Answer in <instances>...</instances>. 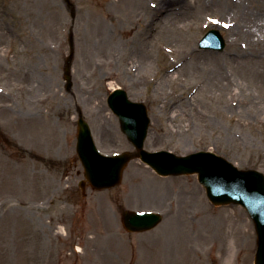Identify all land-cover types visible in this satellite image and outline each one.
I'll list each match as a JSON object with an SVG mask.
<instances>
[{
  "label": "rangeland",
  "instance_id": "obj_1",
  "mask_svg": "<svg viewBox=\"0 0 264 264\" xmlns=\"http://www.w3.org/2000/svg\"><path fill=\"white\" fill-rule=\"evenodd\" d=\"M112 1L0 0V264H254L248 212L214 205L196 174L162 176L132 158L118 186L82 191L76 143L82 115L100 150L135 151L107 103L115 82L148 107L146 150H209L264 173V0H163L173 13L156 20L142 7L162 0ZM210 29L224 50L199 47ZM207 56L222 57L232 91L206 82L205 67L184 71ZM125 210L164 219L129 232Z\"/></svg>",
  "mask_w": 264,
  "mask_h": 264
},
{
  "label": "water",
  "instance_id": "obj_2",
  "mask_svg": "<svg viewBox=\"0 0 264 264\" xmlns=\"http://www.w3.org/2000/svg\"><path fill=\"white\" fill-rule=\"evenodd\" d=\"M202 44L223 49L225 42L218 31L212 30ZM109 103L119 115L122 128L137 147V152L115 156L100 153L91 128L81 115L78 121L77 151L85 168V177L92 186L104 189L118 185L129 161L137 156L162 175L197 172L214 204L239 202L246 206L256 224L258 248L255 264H264V174L257 170H240L225 158L211 152L202 151L187 156H178L168 151L149 152L144 149L150 123L147 107L143 103L131 102L123 90L112 93ZM161 219L159 213L138 211H125L123 217L124 225L130 231L151 229Z\"/></svg>",
  "mask_w": 264,
  "mask_h": 264
},
{
  "label": "bare ground",
  "instance_id": "obj_3",
  "mask_svg": "<svg viewBox=\"0 0 264 264\" xmlns=\"http://www.w3.org/2000/svg\"><path fill=\"white\" fill-rule=\"evenodd\" d=\"M121 3L120 0H113L112 1V7L114 8L115 6L114 5H119ZM139 6V7H142L140 4H138V2H134V6ZM173 3L171 2H168L166 1L165 3H163V0L161 2V5H160V8L157 9L155 12H151V11H147V9L143 8V11L147 12L148 15H151L153 16V19L156 20V17L159 16L161 13H166V15H168V13H173L172 10H174L171 6H172ZM189 5L188 2L185 3V5L183 4V8H187V6ZM152 6L154 7V4H152ZM211 8H217L218 10L220 9H225L228 7L227 3H224L222 1H212L209 5ZM191 7V5H189V8ZM196 7V6H195ZM239 7V4L237 3L235 5V8H238ZM241 7H242V4H241ZM246 9L248 10L249 7L247 8L246 6ZM171 10V11H170ZM135 11V10H134ZM106 10L104 12H101V13H105L106 14ZM142 12V11H141ZM198 12V9L197 10H194V11H188L189 14L191 15H195L197 14ZM144 14L143 12L142 13H139L138 14V17L142 18L141 15ZM100 15V14H99ZM139 18V20H140ZM158 19V18H157ZM97 26V29H98V32H99V36H101L102 38H104L105 40H108L109 36L111 35V33H109V28L107 26V23L103 20V18L100 17V22H97L95 24ZM148 30L147 28L145 29V31ZM247 33H249V31H246ZM141 51V50H140ZM149 57V53L147 55H143L142 56V60L138 61L139 64L143 65L144 63V60L146 58ZM221 62H222V57H217V56H210V57H203L201 58L199 61L196 60L194 63H191V65L187 66V67H184V71L186 70L188 73H202V71L200 70L201 67H205L206 68V71L208 72V75H207V81L208 83L210 84H213L214 86H216L219 91H222V90H230L232 91L233 90V87H232V81H231V78L228 76V75H222L220 73V65H221ZM133 66V65H132ZM136 66V65H135ZM112 89L116 88L117 85L115 82H111L110 83ZM205 206L206 204L203 203Z\"/></svg>",
  "mask_w": 264,
  "mask_h": 264
}]
</instances>
